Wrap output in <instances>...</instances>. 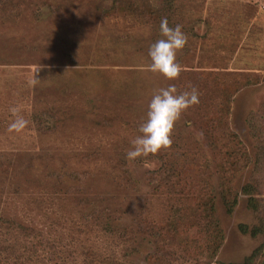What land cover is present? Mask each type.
Masks as SVG:
<instances>
[{"label":"rangeland","instance_id":"1","mask_svg":"<svg viewBox=\"0 0 264 264\" xmlns=\"http://www.w3.org/2000/svg\"><path fill=\"white\" fill-rule=\"evenodd\" d=\"M165 17L187 37L174 80L148 68ZM169 84L199 103L168 148L127 160ZM260 247L264 0H0V264H245Z\"/></svg>","mask_w":264,"mask_h":264},{"label":"clouds","instance_id":"2","mask_svg":"<svg viewBox=\"0 0 264 264\" xmlns=\"http://www.w3.org/2000/svg\"><path fill=\"white\" fill-rule=\"evenodd\" d=\"M159 30L161 38L152 43L148 50L151 61L148 68L168 80H174L181 71L176 54L185 46L187 37L179 24L170 27L166 17L161 19ZM198 103V92L194 87L179 91L175 84H169L166 88L158 89L150 99L145 118L137 126V134L129 141L126 159L132 161L168 148L176 122L183 112ZM11 112L15 118L9 123L8 131L19 132L28 121L17 114V108H12Z\"/></svg>","mask_w":264,"mask_h":264},{"label":"trees","instance_id":"3","mask_svg":"<svg viewBox=\"0 0 264 264\" xmlns=\"http://www.w3.org/2000/svg\"><path fill=\"white\" fill-rule=\"evenodd\" d=\"M233 204H236V202L234 201ZM212 221H213V218H212ZM147 227L149 228V226H147ZM241 230L243 231V233H247L248 228L246 226H242ZM261 233H262V231L258 227H255L252 229V235L253 236H257ZM208 234H209V237L212 236V240L213 241L216 240V242L214 244L215 246L213 244L212 245L206 244V246H207V248H212L215 252L218 250V248L221 244V240H222L221 232L218 230V228L216 226V231L212 230V232H209ZM263 254H264V251H263L262 247L256 249L255 251H253V253L250 256H248L246 258L245 264H257V262L262 258V256L264 257ZM146 264H149V261Z\"/></svg>","mask_w":264,"mask_h":264}]
</instances>
